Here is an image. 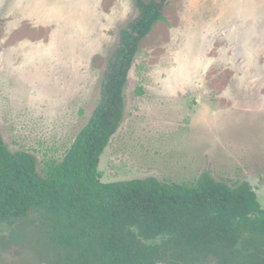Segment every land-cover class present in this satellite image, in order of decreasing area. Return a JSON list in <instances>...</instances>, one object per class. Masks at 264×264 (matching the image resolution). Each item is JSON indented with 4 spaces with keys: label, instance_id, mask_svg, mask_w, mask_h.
<instances>
[{
    "label": "rangeland",
    "instance_id": "374dc122",
    "mask_svg": "<svg viewBox=\"0 0 264 264\" xmlns=\"http://www.w3.org/2000/svg\"><path fill=\"white\" fill-rule=\"evenodd\" d=\"M138 14L134 0H0V130L11 151L35 155L40 173L63 160ZM164 15L130 72L102 181L190 184L209 173L248 182L264 208V0H169ZM45 233L0 224V264L55 260Z\"/></svg>",
    "mask_w": 264,
    "mask_h": 264
},
{
    "label": "trees",
    "instance_id": "16d2710c",
    "mask_svg": "<svg viewBox=\"0 0 264 264\" xmlns=\"http://www.w3.org/2000/svg\"><path fill=\"white\" fill-rule=\"evenodd\" d=\"M134 2L138 17L121 30L99 103L63 160L40 173L37 157L11 151L0 130V224L46 231L55 260L44 264H264V208L248 182L209 173L190 184L102 181L141 44L167 23L169 0Z\"/></svg>",
    "mask_w": 264,
    "mask_h": 264
}]
</instances>
